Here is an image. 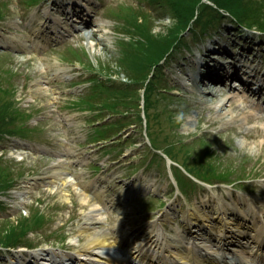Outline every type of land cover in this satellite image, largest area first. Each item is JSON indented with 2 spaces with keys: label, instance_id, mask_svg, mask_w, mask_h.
<instances>
[{
  "label": "rangeland",
  "instance_id": "1",
  "mask_svg": "<svg viewBox=\"0 0 264 264\" xmlns=\"http://www.w3.org/2000/svg\"><path fill=\"white\" fill-rule=\"evenodd\" d=\"M74 1L78 0H40L39 6L48 9V12H57L58 8H53L57 3L63 6ZM101 1L106 2L107 5L97 25L87 29L93 32L89 41L83 38L73 41V37L78 33L75 32L68 38L73 41L69 42V45L55 52H49L48 49L53 46H48L39 50L38 57L34 60L29 59L23 63L24 65L14 63L15 58L24 59L26 57L27 52L25 53L24 49L16 48L21 53H16V55L9 51L10 56L0 51V115L3 118L0 120V133L18 137L8 139L3 136L2 140L4 141H0L2 148L0 154L4 153L5 159L12 162L11 169L1 166L0 162V174L13 175L12 188L14 187L6 194L0 195V229L8 226L6 223L13 224L17 219L18 221L22 220L20 216L28 217L29 212L36 211L40 216L38 217L40 222L25 227L23 236L19 238V246H29L32 249L26 248L25 252L17 250L15 253H5L0 249V264H16V260H20L21 263L26 257H29L31 252L42 253L51 247L78 248L84 244V237H80L77 233L79 229L91 226L104 231L105 226L116 227L119 224L117 212L113 207L109 206L103 212H90V207L85 206L79 200L77 193L69 185L65 187L66 195L62 196L58 183L48 180L55 174L61 177L63 172L65 174V171H69L78 186L82 183L98 181L101 186L109 189H121L126 193L132 188L138 190L148 187L145 192L128 197L130 202L134 199L137 201L128 207H120L122 215L119 218L127 223L135 222L137 228H141L143 225L149 226L159 218V224L165 223L163 213L166 209L164 210L162 206L171 201L178 193L173 185V176L168 175L169 163L167 164L166 160L157 159L147 165L152 154L145 144L142 123L137 121L138 115L137 117L136 115L132 116L129 125L121 131V134H125L128 139L118 145L116 153H111L110 157L102 154L97 155L98 150L94 151L90 144L75 139L82 135L86 128L84 120L88 117V111H84L82 115L74 103L82 99L81 103L85 108H95L100 114H103L104 100L95 96L93 98H86L88 95L78 96L82 94L85 85L82 83V87L75 88L69 83H64L61 78L50 77L46 83L47 86L55 85L48 87V91L44 89V86L42 90L36 89L37 85L34 82L47 75L49 66L55 63L56 59H62L63 53L69 48L78 47V59L86 62L91 68L96 69L95 66L98 62L99 68L96 70L101 73L110 72V74L116 73L119 76L128 74L130 78H135L140 76L136 73H141L139 67H142V64L147 60L149 65L154 61L155 63L159 62L161 57L157 58L158 48L164 44L166 46L177 36H172L176 19L173 20L172 16L167 13L168 4L160 0ZM3 5L7 7L4 8L2 16H5L0 21V33L7 34L10 23L19 20V16L32 5H27V0H0V6ZM223 28L224 26L219 24L217 30L224 35L219 36L214 42L221 46L225 45V48L221 50L220 54L215 55L214 59L211 58L212 56L206 59L207 67L210 64L220 66V62L235 63L234 60L239 59L236 49L230 46L232 39ZM21 30L23 31V28ZM21 33L20 31L19 35ZM28 33L29 31L22 34L24 36ZM116 35L120 38H117ZM194 36L192 33L187 34L184 40L176 43L170 49L169 53L181 50L180 53L184 54L182 50L191 47L184 54L186 58L191 59L190 53H193L194 49H199ZM67 42L68 40L60 43L57 48ZM74 42H80V44ZM219 45L216 46L217 51ZM226 46L232 48L234 54L229 52ZM208 50L209 47L205 51ZM153 51L156 52L153 53ZM159 52L163 53L164 50ZM244 56L252 57L254 55L245 53ZM122 59L123 62L119 65ZM126 60L128 65L138 67L135 72H126L124 69ZM179 61L182 60L179 58ZM255 61L264 67V57L261 58V61L259 58H256ZM115 63L121 70L114 65ZM167 68L166 74L173 73L174 77H178L180 71L177 72L168 65ZM189 69L191 68L184 69L183 74H189ZM166 74L164 71L161 80L156 81L157 87L152 92V99L156 100L154 95L162 88L171 92L166 95L168 97L165 96L160 100L161 103L156 104L155 109L150 110L161 115L159 119L151 120L153 133L159 137L160 148L165 151L168 150L166 146L170 142L175 145L180 144L177 149L170 151L173 153L172 157L181 167L186 168L187 172L191 170L196 177H215L210 178L213 181V186H224L214 183L216 178L220 182H225L229 179L226 177L239 176L240 179L237 178L234 183L242 187L241 191L249 192L251 195L263 194L264 138L260 137H264V134L261 133L264 122H249L247 116L264 117V110L257 109L246 96L238 93L236 96L242 102L238 103L233 100L226 103L222 107L226 114L218 115L214 107L219 100L227 95L225 89H214L211 91L213 93L211 95L202 94V100L208 99L210 102L209 108L202 103L199 104L200 98L196 97L192 90L189 94L182 88L180 95H175L176 89L173 90L172 86L174 88H178V86L177 84L172 85V78ZM196 74L197 72L194 71L193 75ZM72 75L75 74L72 73ZM75 80L79 81V79ZM148 81L147 78L146 83ZM24 82L27 83L26 86L23 85ZM182 82L185 81L182 79ZM3 90L13 93V95L6 96L7 93ZM142 92L136 91L131 95V98L130 95L126 97L125 102L132 105L133 110L138 109L137 104L140 102ZM5 104H8V111H4ZM17 105L29 107L26 112H31L30 118L24 124L22 116L27 114L19 113ZM162 111L164 113H161ZM178 113H183V119L180 121L175 119ZM225 115L228 116L224 117ZM244 117H247V121ZM187 122L192 123L191 129L183 128ZM158 124L159 126H157ZM255 130L258 131L254 133ZM20 135L28 139L23 141L19 139ZM20 140L24 144L17 143ZM107 144L109 145V142ZM181 144L184 145L183 149H181ZM25 145L29 146V150L21 148ZM42 147H45L46 150ZM36 148L43 149L38 153L44 152L45 155L37 154ZM149 148H151L150 145ZM141 149L142 151L139 152ZM206 150L208 152H205ZM185 151H188L189 154L184 155ZM77 161L79 162L75 164ZM93 161L95 164L98 161L101 162V164H97L98 169L94 166ZM195 161H198L202 167ZM175 168L182 185H202L199 182L194 183L193 176L185 174L179 165ZM155 172L157 174H154ZM102 174L105 175V179L101 178ZM108 174H110L109 177ZM161 178H164L167 185H170L166 193L154 189L155 186H159L155 180ZM194 181L196 180L194 179ZM236 187L239 189V186L236 185ZM216 189V192L222 193L229 191V188L219 186ZM186 195L189 201L192 194L186 192ZM179 209L181 208L179 207ZM167 228L166 235L174 237L172 231L169 230L170 227Z\"/></svg>",
  "mask_w": 264,
  "mask_h": 264
},
{
  "label": "bare ground",
  "instance_id": "2",
  "mask_svg": "<svg viewBox=\"0 0 264 264\" xmlns=\"http://www.w3.org/2000/svg\"><path fill=\"white\" fill-rule=\"evenodd\" d=\"M92 36L93 34L91 32L84 31V34L83 35L79 34L76 37V39L79 40L80 38L84 37L90 40ZM254 47L259 48L258 45H254ZM32 50L36 51L37 48L33 46ZM221 69H223L222 64L219 67V70ZM215 72H218V70H216ZM210 88L211 87L207 86L206 88H202L200 91L204 95H207V94L211 95L213 93L210 92ZM229 94L230 95H226L225 98H223L222 100H219V102L215 104L214 108H216L218 115L223 116L224 114H226L222 108L223 105H225L226 103L233 101V100H235L238 103L242 102L241 100H239V98H237L234 92L232 93L229 92ZM201 103L202 105L208 106L210 108L211 104L210 102H208V99L202 100ZM256 107H259V106H256ZM227 116L228 115H225L224 117H227ZM247 117H248L249 122H264V117H259V116L253 117L250 115ZM247 117H244L246 118V121H247ZM191 126H192V123L187 122L184 124L183 128L188 130V129H191ZM256 131L258 130H255L254 133ZM261 133L264 134V127L262 128ZM247 136H249L248 133H247ZM260 138H264V137H260ZM245 139H246V136H245ZM57 173H60V172H57ZM48 180L53 181V182L55 181L56 183H58L59 190L62 191V196L66 195L65 187L67 185H69V187H72L74 192L77 193L79 200H81L85 206L90 207L89 208L90 212L91 211H94V212L101 211L102 212V210L104 209L102 205V201H104L103 196H106L104 195V192H100L99 194L96 195L84 189V185L82 184H80V187H78L77 183L72 182L71 179L69 178V172H66L65 174L63 172L61 177H58L55 174L54 176H51ZM120 193L121 192L117 193L116 196H118ZM121 195H119V197ZM119 197H116L115 199H119ZM109 202L113 203L114 200L110 199ZM250 206L253 207L255 210L260 209L259 208L260 206H258L256 203H251ZM227 212H232L230 207L224 208L225 215ZM164 218H166V220L169 223H173L175 221V218L173 217L172 214L167 213L164 216ZM213 218L216 220L222 219V215L220 212H218L217 215H213L210 217L206 215V219L204 220H210ZM228 219L231 221L232 216H228ZM254 219H255L254 220L255 225L253 226L254 237L248 238L247 235H244L246 230L243 228V226L239 230L241 231L242 235L245 236L246 243L249 245L251 244L250 248L246 252L247 257L243 258L244 263L248 259H250L252 260L251 264H258V262L262 263V261H264V255L261 254V250H264V224L262 223L259 224L257 218H254ZM117 221L119 224H117L116 227H111L107 231H102L100 229L98 230L96 229V227H91V226H86L84 228L79 229L77 233L80 237H84V242H83L84 244L78 247L79 248L78 252L80 251L83 254H90V252H94V251L100 252L102 250H107V251L109 250V251L114 252V250L115 251L117 250V251L124 252L125 257H127L126 258L127 260L129 258H133L132 262H136L140 260L143 264H176V262L184 264L186 263L187 260L190 261V262H187V264H217L213 259L204 258L203 254L195 253L192 250L185 249L183 246V237L181 236L179 232H176L174 236L175 239H172L173 237L167 236L160 229H157L156 231L155 229L153 230L152 229L150 230L142 229L141 231H139L135 228L134 222L131 221V223H125V225L127 226V229L131 231V234L123 238L121 231H119V228L121 227V225H123L124 221L121 220V218L119 217H117ZM196 222H197V219L195 223ZM176 228H179V224H176ZM195 230L193 232L188 233L189 235L188 238H190V240L192 241L202 238L204 239V241L206 242L209 248L216 247L217 245H219L229 250V249H232L233 246L237 245V242L234 240H229L228 242L221 243L220 242L221 239L214 240L210 236H207V237L202 236L200 238L198 231H195ZM128 237L132 238L131 242L126 240ZM133 240L136 242H133V244H131ZM187 246H191V242H189ZM241 247L242 248L238 250L239 254L240 253L243 254L244 251L247 249V247H244V246H241ZM209 248H207L206 251L203 250L202 252L206 254L209 253L210 255L211 249ZM168 249L175 250V252H171L174 255V257L172 255L171 256L167 255ZM114 255L116 256L117 259L118 257H120L119 253H116ZM134 258L136 259L134 260ZM94 259L97 260L96 258ZM115 262H116V259H115ZM121 264H126V263L122 261ZM218 264H227V263L225 262V259H222V260H219Z\"/></svg>",
  "mask_w": 264,
  "mask_h": 264
},
{
  "label": "trees",
  "instance_id": "3",
  "mask_svg": "<svg viewBox=\"0 0 264 264\" xmlns=\"http://www.w3.org/2000/svg\"><path fill=\"white\" fill-rule=\"evenodd\" d=\"M160 1L168 4V7L166 8L167 13L172 16L173 20L176 19L172 36H180L184 34L188 30L189 26H191V29L193 31L197 32V28L193 26L194 23L192 21L194 20H196V23L199 26L203 25L201 34H205L207 32L206 28L208 27V25L212 27L215 24V21H217L219 18H224L225 15L234 18L239 23L243 22L249 25H256L259 27V29L264 30V0H205L211 3V5L207 2H203V0ZM220 11H222V13ZM1 15L2 11L0 8V18ZM180 38L182 39V37ZM165 48L166 46H160L158 48L157 58H159V56H162V53L159 51H163L165 50ZM155 52L156 51H153V53ZM154 63L155 61L152 62V64ZM127 94L128 92H126L124 95H121L119 93H113L107 90L93 93L95 97L100 99H104L105 96H116L117 98H119L120 102H122L123 105L127 104L125 101H122L123 98L127 97ZM4 111H8V109L6 108L4 109ZM0 120H3L1 115ZM205 152H208V150H206ZM198 165L202 167L200 164ZM1 166L9 169L5 164H2ZM12 179L13 175L0 174V191L10 187L13 183ZM203 179H206V177H204ZM38 217H40L39 214L34 211L32 212V214L30 213V216L28 218L21 217L22 220L18 221L17 219V221H15V223L13 224L6 223L8 226H4L0 229L2 233H0V245H18V243L20 242L19 238L23 236L25 227L33 226L36 222L39 223L40 218Z\"/></svg>",
  "mask_w": 264,
  "mask_h": 264
},
{
  "label": "clouds",
  "instance_id": "4",
  "mask_svg": "<svg viewBox=\"0 0 264 264\" xmlns=\"http://www.w3.org/2000/svg\"><path fill=\"white\" fill-rule=\"evenodd\" d=\"M175 119H176L177 121L182 120V119H183V113H178V114H176Z\"/></svg>",
  "mask_w": 264,
  "mask_h": 264
}]
</instances>
